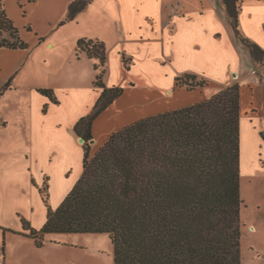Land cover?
Wrapping results in <instances>:
<instances>
[{
    "label": "trees",
    "instance_id": "obj_1",
    "mask_svg": "<svg viewBox=\"0 0 264 264\" xmlns=\"http://www.w3.org/2000/svg\"><path fill=\"white\" fill-rule=\"evenodd\" d=\"M241 1L224 0L230 23L261 61L264 49L241 35ZM90 2L76 0L72 14ZM29 46L0 0V47ZM77 50L97 60L95 85L101 88L91 111L74 128L84 139L83 172L57 209L45 198L47 220L41 229L22 218L24 230L40 247L48 233H107L114 245V264H244L240 84L138 119L114 132L93 154L94 120L124 87L105 83V42L83 37ZM130 60L123 56L126 68ZM205 84L194 74L177 77V85L190 90ZM41 91L59 103L53 89Z\"/></svg>",
    "mask_w": 264,
    "mask_h": 264
},
{
    "label": "rangeland",
    "instance_id": "obj_2",
    "mask_svg": "<svg viewBox=\"0 0 264 264\" xmlns=\"http://www.w3.org/2000/svg\"><path fill=\"white\" fill-rule=\"evenodd\" d=\"M75 1L65 0L66 13H62V4L57 6L59 17L54 14L53 18L54 12H46L49 9L44 6V0L32 12L27 2L4 0L5 8L8 4L16 16L18 22L15 25L20 36L27 33L33 39L31 43L27 41L32 48L30 64L33 65H29V71H34L37 82L60 86L62 100L59 106H52L49 113L40 98L31 93L9 94L2 102L0 117H9L10 128L5 130L7 137L0 140V264H114V245L107 233H48L40 247L29 231L24 230L21 221L25 218L33 227L41 229L47 220L45 198L52 209H57L83 172L84 142L74 136L72 123L85 111L92 93L85 88L88 80L85 66L76 56L78 40L97 33L115 42L118 39L115 30H123L122 2L127 14L128 11L133 14H128V25L130 28L136 26L134 30L141 26L143 30L152 28L151 23L142 18L150 13L156 14V30H233L224 0H209L220 12V20L209 11L202 13L204 0H90L86 8L72 14L71 5ZM176 1L194 11L185 18L168 17L166 6L167 9L171 6V10ZM253 1L252 5L244 7V14L248 16L244 19L243 30H264V24L259 27V23H264V0ZM242 6L243 1L239 2L240 10ZM251 12L255 15L251 16ZM29 17L35 30L47 31L45 39L54 42V48L48 47L43 40L35 41L38 38L36 32H29V26H25ZM163 53L172 59V63L163 66L166 71L176 64L181 66L198 60L201 64L200 58L205 52L202 48H185L178 44L167 45ZM39 57L42 59L38 60ZM260 63H264V55ZM208 70L212 75L218 73L216 69ZM164 81L168 83V80ZM181 87L190 90L187 85ZM41 89L40 93L51 100ZM43 121L47 123L45 131L39 128ZM23 125L34 129L30 139L32 154L28 157L23 150ZM253 142V137L247 133L243 144L241 142L242 260L244 264H264V143L255 148ZM67 189L70 190L65 193Z\"/></svg>",
    "mask_w": 264,
    "mask_h": 264
},
{
    "label": "crops",
    "instance_id": "obj_3",
    "mask_svg": "<svg viewBox=\"0 0 264 264\" xmlns=\"http://www.w3.org/2000/svg\"><path fill=\"white\" fill-rule=\"evenodd\" d=\"M22 1L27 2V6L32 12V10L41 6V1L43 0ZM242 1L243 6L239 16L242 35L250 38L264 49V30H253L250 28L243 30L244 19H247L248 16V14H244V7L252 5L254 1ZM44 2V6H47L46 9H49V11H45L54 12L53 18H55L54 14L56 15V7L61 4L63 6L62 13H66L67 3L65 0H44ZM203 2L206 3H203L202 13L209 11L210 14L215 15L220 20L221 14L217 7L211 5L209 0H204ZM122 3L123 30H115L118 38L115 42H110L106 37L97 33H91L86 36L87 38L99 39L105 42L107 46L108 70L105 76L106 85L109 87H124V93L94 120L93 154L105 144L114 132L126 125L144 117L175 110L208 99L213 94L218 93L222 86L228 87L235 83L240 84L241 142L243 144L244 135L247 133V136L251 134L253 137L255 148L259 146L257 144L264 143L262 134L264 131V63H260L252 56L250 49L235 35L234 30H220L217 28L215 30H156L154 24H157L155 20L157 17L156 14L152 15V13L142 17L145 22L149 21L151 23L150 27L152 28L143 30L144 28L141 26L134 30L136 26L133 29L128 25L130 23L128 17L133 14L128 11V16L126 5ZM165 3H162V5L166 6ZM167 8L166 6L165 15L170 18H173V16L185 18L191 11H194L192 9L187 10V6L183 5L181 1L174 2V7L171 10V6H169V9ZM17 9L19 10V8ZM225 9L227 10L226 4ZM6 11L17 23L16 16L12 13L8 4H6ZM253 15L255 14L251 12V16ZM56 17L59 16L56 15ZM139 23L143 24V21ZM263 24L260 25L259 23V27H263ZM31 25L32 21L29 17L25 26H29V32H36L38 38L35 41L43 38L42 40L47 43L48 47L54 48L56 46L54 42H49L45 39L47 31L35 30V27L33 28ZM26 34L22 37L31 43L33 39ZM178 44L185 48H197L198 50L202 48L205 53L200 58L201 64L199 60L197 62L191 61L186 65L180 66L176 64L175 67L171 66L165 71L163 66L172 63V59H168L163 51L167 45ZM31 53L32 48L30 49V46L27 49L0 47V116L3 113L1 106L4 99L7 95L18 92L31 93L36 98L38 96L43 106L46 105L48 107V113L53 109L52 106L61 104L62 98L59 95L61 87L55 84H46L43 81L37 82L34 71H29V65L30 67L33 65V63L30 64ZM124 55L131 59L129 68H126L124 64ZM76 56L78 62L85 66L86 78H88L85 82V88H88L90 93H92L85 106V111H82L72 123L73 134L79 141L80 137L75 132V125L82 116L91 111L100 96L101 88L95 85L98 74L95 68L97 60L90 58L86 53L78 52L77 46ZM41 59L42 57H39L38 60ZM92 63L94 64V69L92 68ZM209 68L218 70V73L212 75L208 70ZM185 73L197 75L201 80H205L206 84L191 90L179 87L177 85V77ZM164 80H168V83L166 84ZM8 82H10V85L5 88ZM41 88H52L59 103H55L43 96L39 91ZM46 124V121H43L39 126L41 131L42 129L45 131ZM9 128V117H0V140L7 137L5 130L8 131ZM33 130L32 126H22V139L25 143L23 150L26 152L25 155L27 157L32 154V142L30 139L33 136ZM9 151L11 152L10 158H12L13 150ZM0 169L2 170V168ZM68 190L70 189H67L65 193H68Z\"/></svg>",
    "mask_w": 264,
    "mask_h": 264
},
{
    "label": "water",
    "instance_id": "obj_4",
    "mask_svg": "<svg viewBox=\"0 0 264 264\" xmlns=\"http://www.w3.org/2000/svg\"><path fill=\"white\" fill-rule=\"evenodd\" d=\"M263 136H264V131L262 132ZM80 141L84 142V139L82 137H80ZM93 141V140H92Z\"/></svg>",
    "mask_w": 264,
    "mask_h": 264
}]
</instances>
